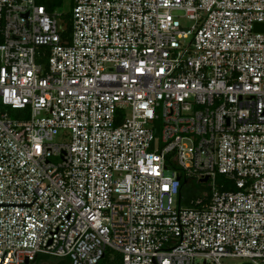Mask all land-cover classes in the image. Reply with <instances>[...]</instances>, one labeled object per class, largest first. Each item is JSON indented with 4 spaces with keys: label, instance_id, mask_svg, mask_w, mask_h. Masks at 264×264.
<instances>
[{
    "label": "built area",
    "instance_id": "built-area-1",
    "mask_svg": "<svg viewBox=\"0 0 264 264\" xmlns=\"http://www.w3.org/2000/svg\"><path fill=\"white\" fill-rule=\"evenodd\" d=\"M68 12L0 0V264H264V0Z\"/></svg>",
    "mask_w": 264,
    "mask_h": 264
},
{
    "label": "trees",
    "instance_id": "trees-1",
    "mask_svg": "<svg viewBox=\"0 0 264 264\" xmlns=\"http://www.w3.org/2000/svg\"><path fill=\"white\" fill-rule=\"evenodd\" d=\"M72 0H37V3L40 5H44L49 12H53L55 9L68 4L71 6ZM70 17V12H67L64 15L66 21H68ZM198 182L194 180L192 177H186L182 175L181 177V187L179 194V205L181 206H197L196 200L199 198H203L201 196H185L186 187H188L189 183ZM42 262H48V264H72L71 259L68 256L64 257H52L44 254L37 255L32 261H29L28 264H40ZM98 264H123L122 255L119 252L113 251L111 249H107L104 253V256L100 259Z\"/></svg>",
    "mask_w": 264,
    "mask_h": 264
},
{
    "label": "rangeland",
    "instance_id": "rangeland-1",
    "mask_svg": "<svg viewBox=\"0 0 264 264\" xmlns=\"http://www.w3.org/2000/svg\"><path fill=\"white\" fill-rule=\"evenodd\" d=\"M56 11H61V12H68L69 10V6L68 4H65L64 6L55 9ZM224 176H218L217 177V182H222L223 181ZM207 191V187L206 184L204 183H199V182H193V183H189L188 187H186V192H185V196H191V197H195V196H203L205 194V192ZM195 264H203V258L202 257H196L194 260ZM223 264H234V261L228 262L226 260L222 261ZM40 264H48V262H42Z\"/></svg>",
    "mask_w": 264,
    "mask_h": 264
},
{
    "label": "water",
    "instance_id": "water-1",
    "mask_svg": "<svg viewBox=\"0 0 264 264\" xmlns=\"http://www.w3.org/2000/svg\"><path fill=\"white\" fill-rule=\"evenodd\" d=\"M254 30L255 31H264V23H256L254 25ZM178 179H180V177H178ZM206 178L202 179L201 182H205ZM29 261L25 260L24 264H28ZM239 264H250V263H239Z\"/></svg>",
    "mask_w": 264,
    "mask_h": 264
}]
</instances>
